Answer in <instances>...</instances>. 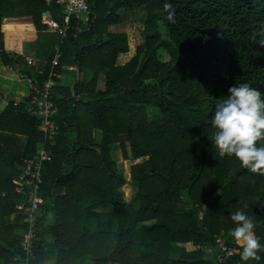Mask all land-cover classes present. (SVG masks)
<instances>
[{
  "label": "trees",
  "instance_id": "16d2710c",
  "mask_svg": "<svg viewBox=\"0 0 264 264\" xmlns=\"http://www.w3.org/2000/svg\"><path fill=\"white\" fill-rule=\"evenodd\" d=\"M87 2L88 25L74 35L73 17L60 37L41 21L43 11L61 21L57 0H0V72L9 82L0 84V264H264V251L259 261L241 260L228 234L231 214L243 210L264 245V175L220 157L208 139L212 112L230 86L247 82L264 94V0H169L174 24L165 0ZM141 7L142 42L118 63L128 37L111 27ZM32 41L46 44L42 60L59 44L60 72L72 66L87 74L54 83L59 130L52 143L28 109L21 75L46 78L23 61ZM72 91L80 94L74 104ZM149 107L159 116L148 119ZM117 146L124 158L146 156L131 165L136 206L123 197ZM43 150L52 159L40 187L34 256L27 259L13 180L17 164ZM58 185L65 192L54 196ZM216 236L239 249L227 263L217 262ZM177 242L198 248L176 251Z\"/></svg>",
  "mask_w": 264,
  "mask_h": 264
},
{
  "label": "built area",
  "instance_id": "2783aa9c",
  "mask_svg": "<svg viewBox=\"0 0 264 264\" xmlns=\"http://www.w3.org/2000/svg\"><path fill=\"white\" fill-rule=\"evenodd\" d=\"M61 7V21L54 19L49 11L42 12V23L45 29L56 32L60 37L66 35L71 29V21L76 19L77 27L74 35L81 31L89 21V8L87 0H57ZM54 56L50 60H42L33 57L28 53L23 54V61L34 67L39 74L46 75V78L38 83L32 77L21 74L27 78L29 86L28 109L30 113L39 118L38 129L44 134L46 141L52 143L58 133L59 126L54 119L57 110L56 102L52 97L53 86L57 79L61 77V72L57 69L59 44L54 46ZM73 102L79 99L80 94L72 91ZM52 159V154L46 150L41 151L31 157L24 158L19 166L17 175L14 178V188L19 194L17 208L22 210L21 222L24 224L21 248L26 253V258L34 256V242L37 238L36 224L41 214L43 198L40 194V187L46 163ZM219 242V251L216 255L217 262L227 263L228 258L238 253L239 249L233 245H227L220 236H216ZM233 241V240H232ZM193 248H198L194 246ZM211 248L206 251L210 252ZM40 264V263H37ZM210 264V263H208Z\"/></svg>",
  "mask_w": 264,
  "mask_h": 264
},
{
  "label": "clouds",
  "instance_id": "9594fccd",
  "mask_svg": "<svg viewBox=\"0 0 264 264\" xmlns=\"http://www.w3.org/2000/svg\"><path fill=\"white\" fill-rule=\"evenodd\" d=\"M163 9L168 22L174 24L176 12L169 0ZM211 124L208 139L220 157H235L251 173L264 175V143H260L264 141V94L247 82L230 86L228 95L215 105ZM230 219L235 226L228 234L241 249V260L259 261L264 245L254 232L253 220L239 209Z\"/></svg>",
  "mask_w": 264,
  "mask_h": 264
},
{
  "label": "rangeland",
  "instance_id": "374dc122",
  "mask_svg": "<svg viewBox=\"0 0 264 264\" xmlns=\"http://www.w3.org/2000/svg\"><path fill=\"white\" fill-rule=\"evenodd\" d=\"M145 17H146V10L143 7H141V8L136 9L130 15L127 21L121 24L112 25L111 29L117 30V31H124L127 33V37H128L129 50L127 52H123L118 55V58H117L118 63H124V61H127V59H129L134 54L136 45L142 42V29L144 26ZM18 19L27 20L28 17H23V18H18ZM41 19H42V15H41ZM54 46H53V49H54ZM44 48H46V44L41 45L40 48H38L36 46L35 41H32V42L26 43L24 52L26 51V53L30 54L33 57L34 56L36 57L44 53L45 51ZM82 76L87 77V74L84 73V75ZM98 87L103 88V80L99 81ZM147 116H148V119H154L159 116V112L157 109L149 107ZM95 134H96V138H98L99 134L97 133V131H95ZM11 144L14 145L13 141L11 142ZM113 157L115 161L117 162L122 178L125 179L126 181L121 187L123 197L125 201H129L131 204H134L136 206L137 205L135 201L136 187H134L130 182V178H131L130 170H131L132 164L144 160L146 156L139 157V158H132V157L124 158L120 146H117L114 148ZM189 248H192V247L189 246Z\"/></svg>",
  "mask_w": 264,
  "mask_h": 264
},
{
  "label": "crops",
  "instance_id": "0c3cea01",
  "mask_svg": "<svg viewBox=\"0 0 264 264\" xmlns=\"http://www.w3.org/2000/svg\"><path fill=\"white\" fill-rule=\"evenodd\" d=\"M24 53H26V51L24 52ZM128 60V59H127ZM125 62V61H124ZM3 65H2V62H1V60H0V68L2 67ZM75 67H72V66H70V67H68V69L69 70H72V71H67V72H61V77L58 79L59 81H61V82H63V81H66V82H71V83H73L75 80H76V78L77 77H82L75 69H74ZM3 76H5L4 74H3V72H0V84L3 82V81H5L4 83L7 85L9 82L6 80V78H4ZM56 83V82H55ZM24 84H25V86H24ZM23 85H21V84H17V85H15V87H13V88H15V89H20V88H22L23 89V86L29 91V86H28V81H27V78H26V81H25V83H24ZM10 138H12L13 139V137H10ZM17 145H19L18 147H20V148H22V146H21V144L20 143H17ZM22 163V162H21ZM20 163V164H21ZM20 164L18 163L17 164V167L19 168V166H20ZM132 184V183H131ZM133 185V184H132ZM65 192V188H64V186H62V185H58V186H56V187H54L53 188V191H52V194L54 195V196H56V195H62L63 193ZM50 214L51 213H48L47 214V219H48V221H50L51 220V216H50ZM176 251L178 250V248L179 247H186V248H189V246H191L192 248L194 247V245L192 244V243H190V242H177L176 244ZM109 264H118L117 262H110Z\"/></svg>",
  "mask_w": 264,
  "mask_h": 264
}]
</instances>
